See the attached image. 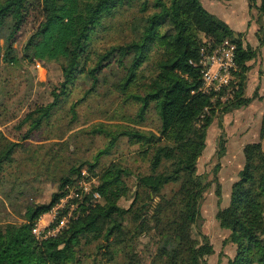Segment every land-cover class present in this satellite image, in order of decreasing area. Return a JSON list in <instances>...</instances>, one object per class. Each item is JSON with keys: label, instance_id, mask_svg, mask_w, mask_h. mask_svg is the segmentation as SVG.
Listing matches in <instances>:
<instances>
[{"label": "trees", "instance_id": "16d2710c", "mask_svg": "<svg viewBox=\"0 0 264 264\" xmlns=\"http://www.w3.org/2000/svg\"><path fill=\"white\" fill-rule=\"evenodd\" d=\"M249 4L257 6L261 23L258 36L263 46L264 0H249ZM133 10H138V16L125 22L130 40L97 49L99 33L117 29L123 12ZM27 28L33 32L23 54L39 67L59 63L64 81L53 103L26 116L22 123L29 129L24 140L50 126L62 98L86 86L76 103L79 105L100 84L113 85L127 104L133 105L135 125L145 122L151 112L158 117L160 127L158 134L128 125H119L116 131L102 129L110 143L99 156L110 154L121 138L131 139L152 152L151 174L137 179V191L132 194L126 185L132 176L128 170L111 167L104 171L99 186L78 201L79 217L46 241L33 234L34 223L60 203L66 185L78 187L84 166L98 168L97 159L72 167L59 180L49 203L25 204L17 209L24 212V222H11L3 212L7 214L17 198L1 189L21 145L0 133V264H78L79 252L89 247L96 248V257L105 256L106 264H142L133 263L130 251L136 257L134 252L143 237L155 246L149 264H208L215 251L202 231L201 208L212 184H216L219 199L222 187L217 177L219 167L211 181L198 174V161L206 150L215 117L252 103V98L243 97V80L259 48L246 45L244 34L207 11L202 0H0V82L2 62L19 64L14 45ZM225 40L236 45L237 69L230 85L219 94L204 93L199 66L202 52L211 53ZM227 95L231 96L222 101ZM260 136L261 142L245 146V165L232 185L229 205L216 214L220 228L229 232L224 244L236 247V256L229 264H264V115ZM220 146L222 157L226 147L223 142ZM176 184L179 187L171 195L164 192ZM141 192L153 204L158 201L142 206L138 203ZM94 194L100 196L95 206ZM122 198H132V206L121 207ZM95 263L94 259L90 264Z\"/></svg>", "mask_w": 264, "mask_h": 264}, {"label": "rangeland", "instance_id": "374dc122", "mask_svg": "<svg viewBox=\"0 0 264 264\" xmlns=\"http://www.w3.org/2000/svg\"><path fill=\"white\" fill-rule=\"evenodd\" d=\"M202 3L205 9L217 18L229 24L235 23L231 25L233 28H238L235 27L236 24L244 23L245 44L259 48V55L250 62L251 69L243 80V97L252 98V103L222 118L219 115L215 117L208 131L206 150L199 158L197 167L198 174L208 176L211 181L215 179L214 170L219 167L217 177L222 187V199L217 197L216 184L213 183L205 193L202 203V231L209 236L215 251L208 259V264H229L236 256V247L224 244L229 232L220 228L216 214L220 208L229 205L232 185L238 180V175L245 165V146L262 141L260 131L264 115V45L261 46L258 36L261 23L259 24L257 6L248 5L246 0H203ZM137 16L138 10L123 12L119 17L118 28L113 31H101L95 41V47L104 50L116 42L125 43L130 40L131 32L126 29L125 22ZM37 17L33 18V21ZM35 28L33 27V30ZM33 30L27 28V32L18 38L14 45L19 64L8 66L1 63L3 68L0 82V133L8 140L21 145L15 154V162L7 168L3 180L6 184L4 183V189H1L17 199L13 201L8 213L3 212V215L7 216V220L19 224L24 222L21 217L24 212L17 209L33 202L49 203L52 195L58 190L59 180L72 167H78L87 160L94 163L97 159L98 168L84 166L77 182L79 185L88 184L89 189H95L99 186L104 171L111 167L116 171L126 169L132 174L126 185L134 194L137 191V179L151 174L152 152L149 153V148L131 139L121 138L110 154L99 156L100 152L108 149L110 143L103 130L106 128L116 131L117 126L128 125L146 133L158 134L160 127L158 117L151 112L145 122L135 125L133 119L136 112L133 105L127 104L123 94L116 91L113 85L100 84L98 89L92 90L89 98L78 102L79 105L76 103L82 98L85 89H88L86 86L76 89L67 98H62L54 111L50 126L46 125L41 132L31 136L30 140H24L29 129L28 125L22 123L26 116L53 103L64 81L59 63L39 67L38 64H31L23 54L22 48ZM233 73L234 71L232 77ZM230 96H222V101ZM220 142L226 147L222 157ZM178 187L179 184L168 186L164 192L171 195L172 190H177ZM72 199L68 200L63 210L72 213L73 217H79V211H76L79 203ZM157 201L156 199L154 204ZM138 203L142 206L154 205L142 192ZM119 204L128 209L132 206L133 199L122 198ZM136 219L137 215L134 220ZM52 222L51 216H47L43 225L47 226ZM145 238L143 237L137 245L134 252L137 253L136 257L130 251L133 263L150 262V254L155 246L152 240ZM94 259L97 260L95 264H106L107 261L103 255L96 257L95 247H89L85 252H79L78 264H90ZM119 261L124 262L122 259Z\"/></svg>", "mask_w": 264, "mask_h": 264}, {"label": "built area", "instance_id": "2783aa9c", "mask_svg": "<svg viewBox=\"0 0 264 264\" xmlns=\"http://www.w3.org/2000/svg\"><path fill=\"white\" fill-rule=\"evenodd\" d=\"M236 45L225 40L221 46L213 50L211 53L202 52V57L199 62L201 75L203 80V92L210 93L218 91L224 87H228L232 80V72L236 71L237 65L235 61ZM234 92V88H232ZM231 94V92H229ZM66 195L61 199L60 203L50 212L42 214L34 223L33 234L40 241H46L50 238L57 237L73 220L78 217H73L72 213H66L65 204L70 198L72 200H83L85 194L92 192L88 184H82L78 187L66 185ZM72 200L70 202H72ZM100 200L99 194H94L92 204L95 206ZM79 203V202H78ZM78 211V209L76 210ZM51 216L53 222L47 226L43 225L44 219Z\"/></svg>", "mask_w": 264, "mask_h": 264}, {"label": "crops", "instance_id": "0c3cea01", "mask_svg": "<svg viewBox=\"0 0 264 264\" xmlns=\"http://www.w3.org/2000/svg\"><path fill=\"white\" fill-rule=\"evenodd\" d=\"M203 1V0H202ZM232 1H235V0H232ZM231 1V2H232ZM247 2H248V5H250L249 4V0H246ZM224 22H226L230 27H231V25H233V24H235V23H233L232 22V24L230 23L229 24V22H227V21H225V20H223ZM238 24H236V26L235 27H238V28H233V26L231 27V29L232 30H234L235 32H237V33H243L244 34V36H245V34H246V28L244 27V23H242V24H240V25H238ZM248 25V24H247ZM245 26H246V24H245ZM247 27V26H246ZM263 116V115H262ZM229 236V235H228ZM233 246V245H232ZM214 255V254H213ZM212 257V256H211Z\"/></svg>", "mask_w": 264, "mask_h": 264}]
</instances>
